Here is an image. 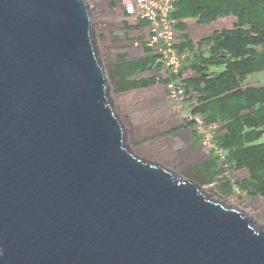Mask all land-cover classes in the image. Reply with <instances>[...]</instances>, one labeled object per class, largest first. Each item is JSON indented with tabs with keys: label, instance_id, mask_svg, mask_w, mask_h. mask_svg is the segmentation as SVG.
<instances>
[{
	"label": "water",
	"instance_id": "1",
	"mask_svg": "<svg viewBox=\"0 0 264 264\" xmlns=\"http://www.w3.org/2000/svg\"><path fill=\"white\" fill-rule=\"evenodd\" d=\"M84 0H0V264H264V227L131 153Z\"/></svg>",
	"mask_w": 264,
	"mask_h": 264
},
{
	"label": "trees",
	"instance_id": "2",
	"mask_svg": "<svg viewBox=\"0 0 264 264\" xmlns=\"http://www.w3.org/2000/svg\"><path fill=\"white\" fill-rule=\"evenodd\" d=\"M171 16L178 19L176 28L180 30L184 29L181 20L187 18L203 26L220 20L229 23L195 41L187 33H178L182 40L177 47L190 51L189 69L194 74L183 79L185 97L189 87L194 92L189 110L206 123L219 125L222 132L218 130L212 141L225 152L226 164L217 165L218 157L211 151L208 161L195 166L199 168L186 178L199 185L219 181L215 187L221 197L231 195L235 187L247 196L264 199V141H259L264 134V84L246 81L264 72V0H175ZM122 24L129 27L126 20ZM145 25L139 21L134 28ZM143 43L142 57L127 61L120 55L106 66L114 91L163 84L155 75L138 76L156 68L155 55ZM229 170H245L247 176L233 183L224 174Z\"/></svg>",
	"mask_w": 264,
	"mask_h": 264
},
{
	"label": "rangeland",
	"instance_id": "3",
	"mask_svg": "<svg viewBox=\"0 0 264 264\" xmlns=\"http://www.w3.org/2000/svg\"><path fill=\"white\" fill-rule=\"evenodd\" d=\"M84 1L90 15L93 46L106 76L107 98L122 127L124 145L138 158L162 166L176 177L187 179L186 177L192 174V170L199 167H188V162L181 159L180 148L184 145L181 143L183 140L178 135L171 134L176 127L174 124L177 106L168 108L165 104L166 92L163 84L157 83L146 88L116 92L106 74V66L113 63L120 55L127 61L143 56L142 48L139 47L143 39L138 37L140 32L134 28L136 23L127 19L129 27H123L122 22L125 19H123L121 0ZM228 26V22L220 20L209 24L206 30L210 32L212 29ZM189 36L196 37L191 31ZM151 75H156L157 78V73L152 70L138 76ZM246 81L264 84V75L254 74ZM260 141H264V134ZM178 153L181 155L177 157ZM225 175L234 183L245 178L247 172L229 170ZM215 182L219 181L215 180ZM212 183L198 184L209 199L226 207H236L249 218L253 227H264V199L259 195L247 196L235 187L231 195L221 197L217 193L216 183Z\"/></svg>",
	"mask_w": 264,
	"mask_h": 264
},
{
	"label": "built area",
	"instance_id": "4",
	"mask_svg": "<svg viewBox=\"0 0 264 264\" xmlns=\"http://www.w3.org/2000/svg\"><path fill=\"white\" fill-rule=\"evenodd\" d=\"M174 3L175 0H121V8L122 13L124 12L132 22L145 21L147 23V34L143 45L155 55L156 68L154 67L152 71L157 73L158 79L164 80L165 101L170 104L171 108L177 106L176 112H180L185 98L183 86L185 75L181 74V68L187 52L177 47L176 24L178 19L171 16ZM139 47L142 48V42L139 43ZM185 118L188 122H193L195 130L201 134V146L212 151L218 157V165L225 167L226 164L223 163L225 152L212 141L214 134L219 130V125L206 123L201 115L192 114L189 108Z\"/></svg>",
	"mask_w": 264,
	"mask_h": 264
},
{
	"label": "crops",
	"instance_id": "5",
	"mask_svg": "<svg viewBox=\"0 0 264 264\" xmlns=\"http://www.w3.org/2000/svg\"><path fill=\"white\" fill-rule=\"evenodd\" d=\"M123 19H125L127 21V19H129V18H128V16H126V17H123ZM181 22L184 25V29L180 30L177 27L178 33H180V34L187 33L189 35V31H191L194 34V36H196L194 38H191L189 36L190 39H192L193 41L197 40L199 37L206 34V32H207L206 27L209 25V24L205 25V26L199 25L192 18L191 19H188V18L183 19V20H181ZM220 28H216V29H220ZM136 29L139 30V32H140V35L138 37L142 38L144 40L145 36L147 34V23L145 26H142L139 28L137 27ZM213 30H215V29H212L211 31H213ZM181 38L182 37H179L178 40L181 41L182 40ZM183 51L187 52V56L185 57V61H184V64L182 66V68H183L182 73L185 75L184 79H187V78L193 77L194 74L189 69V62H190V57H191L190 51L186 50V49ZM258 73H261V72H258ZM258 73H255V74H258ZM261 74L263 76L264 72H262ZM248 80H249V78H248ZM186 83L188 85L187 81H186ZM191 89L192 88H190V87L188 88V93L182 102L180 112H177V114H175L176 122H175L174 126H176V127L174 128V131L171 134L174 133L173 136L178 135L180 137V139L183 140V141H181V143H183L184 145L181 146V148H180L182 150V156H181L182 161L183 160L187 161L188 167H195V166H201L204 163H206V161H208L209 156L211 155L212 152L204 149L201 146V142H200L201 134L195 130L193 123L188 122L185 118L186 117V111L194 103L193 102L194 92H192ZM165 104L168 106V108H171L170 104H168L167 101H165ZM177 121H179V122H177ZM220 132H222V131L219 130L218 133H220ZM259 141H260V139H259ZM180 155L181 154L178 153L176 156L178 157ZM178 161L182 162L179 159H178ZM217 165H218V163H217ZM218 177H220V176H218ZM213 182L216 183L215 180Z\"/></svg>",
	"mask_w": 264,
	"mask_h": 264
},
{
	"label": "clouds",
	"instance_id": "6",
	"mask_svg": "<svg viewBox=\"0 0 264 264\" xmlns=\"http://www.w3.org/2000/svg\"><path fill=\"white\" fill-rule=\"evenodd\" d=\"M262 137V136H261ZM260 142H263V141H260ZM225 174V173H224Z\"/></svg>",
	"mask_w": 264,
	"mask_h": 264
}]
</instances>
